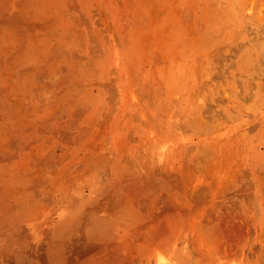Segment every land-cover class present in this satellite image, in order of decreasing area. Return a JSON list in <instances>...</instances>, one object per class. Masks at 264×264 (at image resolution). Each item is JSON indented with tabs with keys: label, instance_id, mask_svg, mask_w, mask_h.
Segmentation results:
<instances>
[{
	"label": "rangeland",
	"instance_id": "obj_1",
	"mask_svg": "<svg viewBox=\"0 0 264 264\" xmlns=\"http://www.w3.org/2000/svg\"><path fill=\"white\" fill-rule=\"evenodd\" d=\"M0 264H264V0H0Z\"/></svg>",
	"mask_w": 264,
	"mask_h": 264
}]
</instances>
